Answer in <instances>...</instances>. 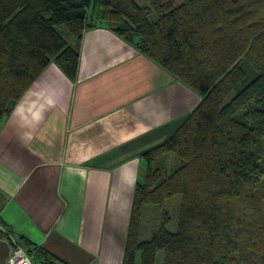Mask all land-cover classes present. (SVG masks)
Here are the masks:
<instances>
[{
    "label": "trees",
    "instance_id": "trees-1",
    "mask_svg": "<svg viewBox=\"0 0 264 264\" xmlns=\"http://www.w3.org/2000/svg\"><path fill=\"white\" fill-rule=\"evenodd\" d=\"M142 1L0 0V130L50 65L76 83L83 33L107 28L201 99L140 156L144 175L134 188L121 264H137L138 254L139 264H155L158 252L163 264H264V0ZM90 11L98 24L89 23ZM243 62L257 75L232 96L245 77ZM167 154L183 165L164 177L156 163ZM175 196L176 231L163 222L140 241L144 209ZM4 203L0 194V212ZM18 241L10 240L38 264L61 263Z\"/></svg>",
    "mask_w": 264,
    "mask_h": 264
},
{
    "label": "crops",
    "instance_id": "crops-1",
    "mask_svg": "<svg viewBox=\"0 0 264 264\" xmlns=\"http://www.w3.org/2000/svg\"><path fill=\"white\" fill-rule=\"evenodd\" d=\"M200 97L103 26L76 83L50 65L0 130L2 226L61 264H121L141 154ZM13 246L0 236V264Z\"/></svg>",
    "mask_w": 264,
    "mask_h": 264
},
{
    "label": "rangeland",
    "instance_id": "rangeland-1",
    "mask_svg": "<svg viewBox=\"0 0 264 264\" xmlns=\"http://www.w3.org/2000/svg\"><path fill=\"white\" fill-rule=\"evenodd\" d=\"M137 3H142V0H136ZM145 3L143 2V5ZM93 14L89 13V23L98 24L99 21L96 20L95 16H92ZM58 31L62 33L63 37L66 39L68 43H71V37L67 33L64 26H60L58 28ZM82 44V43H81ZM242 68L245 71V77L242 79V81L238 84V87L234 90L232 93V96L237 93L239 90L247 86L255 77L256 72L252 69V67L247 64L246 62L242 63ZM183 165L182 161L176 157L173 154H167L163 157H161L157 163L156 167L161 169V172L164 177L168 176L172 171L178 169ZM144 175V171L142 170V176ZM133 197V196H132ZM181 203V197L175 196L173 198H170L166 200L163 207H146L144 209V216L142 219L141 224V234H140V241H148L151 238V235L156 232L159 227L161 226V223L165 222V228L168 229L171 232H175L177 229V223H178V214H179V208ZM163 212H166V218L163 217ZM0 236H3L8 241L12 239L13 242L19 243L18 239L21 238L18 235L13 234L12 232L8 231L2 224H0ZM7 233L8 235H3L2 233ZM28 247V245H24V248ZM139 258L140 255L137 256V264H139ZM58 264H61L58 262ZM155 264H163V254L162 252L157 253L156 257V263Z\"/></svg>",
    "mask_w": 264,
    "mask_h": 264
},
{
    "label": "built area",
    "instance_id": "built-area-1",
    "mask_svg": "<svg viewBox=\"0 0 264 264\" xmlns=\"http://www.w3.org/2000/svg\"><path fill=\"white\" fill-rule=\"evenodd\" d=\"M8 264H38V263L35 260L34 254L27 252L25 249L15 244L13 246V252L8 260Z\"/></svg>",
    "mask_w": 264,
    "mask_h": 264
}]
</instances>
